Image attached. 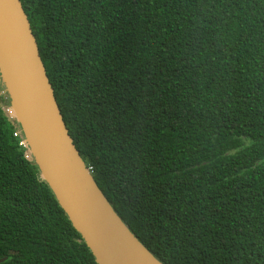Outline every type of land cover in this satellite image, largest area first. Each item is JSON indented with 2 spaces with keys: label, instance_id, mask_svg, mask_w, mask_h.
Wrapping results in <instances>:
<instances>
[{
  "label": "trees",
  "instance_id": "16d2710c",
  "mask_svg": "<svg viewBox=\"0 0 264 264\" xmlns=\"http://www.w3.org/2000/svg\"><path fill=\"white\" fill-rule=\"evenodd\" d=\"M19 1L74 148L138 243L159 264H264V0ZM12 103L0 69V264H99Z\"/></svg>",
  "mask_w": 264,
  "mask_h": 264
},
{
  "label": "water",
  "instance_id": "95a60500",
  "mask_svg": "<svg viewBox=\"0 0 264 264\" xmlns=\"http://www.w3.org/2000/svg\"><path fill=\"white\" fill-rule=\"evenodd\" d=\"M0 69L30 153L99 264H159L108 205L81 162L19 0H0Z\"/></svg>",
  "mask_w": 264,
  "mask_h": 264
},
{
  "label": "built area",
  "instance_id": "2783aa9c",
  "mask_svg": "<svg viewBox=\"0 0 264 264\" xmlns=\"http://www.w3.org/2000/svg\"><path fill=\"white\" fill-rule=\"evenodd\" d=\"M7 112H8L10 115L13 114V111H12L11 109H9ZM14 136H15V137H18V134H15ZM20 145L23 146V147H26V143H25V142H22ZM88 172H92V169L90 168Z\"/></svg>",
  "mask_w": 264,
  "mask_h": 264
},
{
  "label": "rangeland",
  "instance_id": "374dc122",
  "mask_svg": "<svg viewBox=\"0 0 264 264\" xmlns=\"http://www.w3.org/2000/svg\"><path fill=\"white\" fill-rule=\"evenodd\" d=\"M31 153H30V151L28 152V155H30Z\"/></svg>",
  "mask_w": 264,
  "mask_h": 264
},
{
  "label": "bare ground",
  "instance_id": "6f19581e",
  "mask_svg": "<svg viewBox=\"0 0 264 264\" xmlns=\"http://www.w3.org/2000/svg\"><path fill=\"white\" fill-rule=\"evenodd\" d=\"M145 263V262H144Z\"/></svg>",
  "mask_w": 264,
  "mask_h": 264
}]
</instances>
